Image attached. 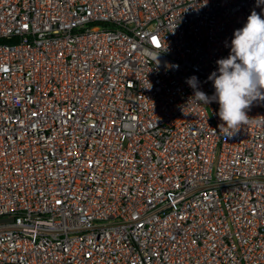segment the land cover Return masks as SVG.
I'll list each match as a JSON object with an SVG mask.
<instances>
[{
  "label": "built area",
  "instance_id": "built-area-1",
  "mask_svg": "<svg viewBox=\"0 0 264 264\" xmlns=\"http://www.w3.org/2000/svg\"><path fill=\"white\" fill-rule=\"evenodd\" d=\"M258 0H0V264H264V100L194 102Z\"/></svg>",
  "mask_w": 264,
  "mask_h": 264
},
{
  "label": "clouds",
  "instance_id": "clouds-1",
  "mask_svg": "<svg viewBox=\"0 0 264 264\" xmlns=\"http://www.w3.org/2000/svg\"><path fill=\"white\" fill-rule=\"evenodd\" d=\"M216 63L217 70L208 77L215 90L212 97L198 90L197 77L187 78L186 83L195 90L194 102H217L220 127L235 131L251 122L246 110L252 103L264 100V17L252 11L234 30L229 55Z\"/></svg>",
  "mask_w": 264,
  "mask_h": 264
}]
</instances>
